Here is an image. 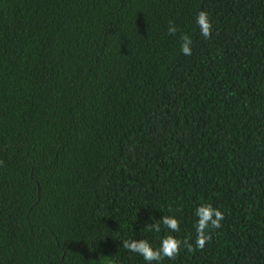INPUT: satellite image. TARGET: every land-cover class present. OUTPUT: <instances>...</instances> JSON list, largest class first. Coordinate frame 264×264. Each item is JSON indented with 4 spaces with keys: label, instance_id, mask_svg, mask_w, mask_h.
<instances>
[{
    "label": "trees",
    "instance_id": "obj_1",
    "mask_svg": "<svg viewBox=\"0 0 264 264\" xmlns=\"http://www.w3.org/2000/svg\"><path fill=\"white\" fill-rule=\"evenodd\" d=\"M204 203L163 264H264V0H0V264H144L122 240Z\"/></svg>",
    "mask_w": 264,
    "mask_h": 264
},
{
    "label": "clouds",
    "instance_id": "obj_2",
    "mask_svg": "<svg viewBox=\"0 0 264 264\" xmlns=\"http://www.w3.org/2000/svg\"><path fill=\"white\" fill-rule=\"evenodd\" d=\"M195 25L199 29V34L208 40L212 37L213 22L206 10H201L194 17ZM167 33L176 36L180 33V28L174 21H169ZM180 52L185 56L192 55L193 40L188 34H180ZM193 229L195 237L180 239L178 235L181 231L182 220L176 215H161L159 219L149 217L148 223L139 229L155 234L157 243L150 242L149 239H124L122 247L130 253L142 258L144 264H163L165 259L174 261L182 250L191 253L194 250H203L206 243L212 239V233L222 228V221L225 219L224 212L213 206L212 203L198 205L193 213ZM166 230V231H164Z\"/></svg>",
    "mask_w": 264,
    "mask_h": 264
}]
</instances>
